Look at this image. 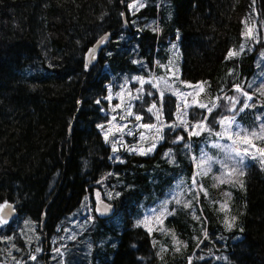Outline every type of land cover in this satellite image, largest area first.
Here are the masks:
<instances>
[{
  "label": "trees",
  "instance_id": "obj_1",
  "mask_svg": "<svg viewBox=\"0 0 264 264\" xmlns=\"http://www.w3.org/2000/svg\"><path fill=\"white\" fill-rule=\"evenodd\" d=\"M255 1L264 13V0ZM157 2L149 0L141 10L138 23L144 28L140 30L134 22H123L128 0H0V205L12 202L33 218L41 217L44 210L53 220L91 191V186L84 190L88 183L111 171L107 179L116 180L123 191L113 200L119 218L94 234L95 242H110L112 252L94 256L92 264H98L99 258L101 264L185 263L163 262L158 244L130 217L143 198L150 201L144 205L154 218L163 217L165 202L168 212L173 197L191 185L195 151L168 144L176 148L179 162L173 172L168 169L163 175L143 157L132 156L112 167L106 159L109 147L101 144L106 137L96 125L104 116L100 104L107 105L101 98L110 81L108 71L116 75L115 83L128 73L146 75L143 66L168 55V39L177 28L181 79L192 84L208 80L214 90H228L234 66L224 54L240 43L243 17L251 6V0H169L162 9ZM155 23L157 29L145 27ZM107 32L88 65L87 50ZM251 63L249 59L242 69L252 68ZM114 168L120 171L113 172ZM161 178L169 181L160 186ZM244 185L233 200L235 213L222 212L224 219L236 218L233 231L241 228V237L232 242L228 234V256L220 264H264V170L247 165ZM195 204L191 197L186 209L168 218L179 235L190 226L200 234L204 220L194 222ZM205 217L213 236L221 230L220 215L210 209ZM118 219L122 226L117 235Z\"/></svg>",
  "mask_w": 264,
  "mask_h": 264
},
{
  "label": "rangeland",
  "instance_id": "obj_2",
  "mask_svg": "<svg viewBox=\"0 0 264 264\" xmlns=\"http://www.w3.org/2000/svg\"><path fill=\"white\" fill-rule=\"evenodd\" d=\"M128 1L127 13L124 15L128 22H134L135 28L141 30L144 27L138 23L139 15L149 5V0ZM168 1L158 0L156 5L163 9V3L169 4ZM168 18L173 20V12ZM157 24H148L145 27L157 29ZM161 29L162 27L160 31ZM173 35V38L168 39V55L164 58L161 56L163 59L158 62L155 60L150 67L143 66L147 69L146 75L128 73L126 79L115 83L116 75L108 71L110 81L107 83L106 94L101 98L107 105L105 107L103 103L100 104L104 116L96 123L97 131L106 137L101 144L105 142L109 147L106 159L111 162L112 167L117 163H125L132 156L143 157L151 161L152 168L163 175L168 169L173 172L179 162L176 148L168 144L190 147L187 148L189 153L195 150L191 159V185L175 196L181 202L176 203L173 200L162 218H154L148 205H144L150 201L143 198L130 219L134 220L135 227L150 233L153 242L158 244L157 254L163 262H166L165 259H176L184 260L187 264H220L228 256V234L232 242L241 237V228L234 232L233 226L227 227L222 212L225 211L229 216L235 213L236 204H233V200L235 194L245 189L246 166L254 164L264 170V163L261 162L264 161V139L249 136L248 144L243 142V135L236 138L235 144L228 139V135L236 131H241L242 134L252 131L260 133L261 126L264 125V13L257 9L256 1L251 0L250 10L243 17L241 41L238 46L230 47L224 54V59L232 63L234 68L229 73L230 88L221 92L214 90L213 84L208 80L192 84L181 79L179 60L182 54L180 32L177 28ZM230 51L237 54L229 56ZM249 59L252 68L242 69L241 65ZM104 70L107 71L106 67ZM197 102L209 107L213 104L216 106L209 113L206 108L197 106ZM150 108L152 111H149ZM137 116L141 119H136ZM232 117H235V122L231 132L224 137L215 135L224 131L220 121ZM201 122L206 129H211L212 134L205 130L200 135H190L194 126ZM217 144L224 150L215 147ZM233 147L240 150V155L231 151ZM245 148L248 149L247 153L244 152ZM206 156H211L213 162L211 170L205 175L204 169L198 165ZM163 163L167 165L165 168ZM119 171L120 169H113V172ZM110 173L111 171L91 184L99 188L108 204L113 203L123 193L116 180L107 179ZM228 173L231 175L228 176ZM193 177L196 178V184L192 182ZM204 180L206 184L203 183ZM220 180L226 182L221 183ZM164 181L167 183L169 180L161 178L158 185L163 186ZM135 184L132 183L131 191ZM91 185L88 183L84 190ZM191 197L196 201L194 222L203 219L204 223L200 224L199 235L196 226L193 229L190 226L187 233L179 235L171 224L168 225V218L178 209H186L190 205ZM225 203L227 208L222 211L220 205ZM210 209L220 215L219 228L222 230H218L213 236L208 230L205 217ZM118 211L116 204L110 216L102 215L98 208L95 210L92 187L91 191L88 190L86 199L80 197L73 208H68L53 220L42 216V212V217L33 218L24 210L19 212L12 205L8 208L0 205V264H92L94 256H108L112 252L111 243L95 242L94 234L104 230V226L111 227L112 220L119 218ZM43 212L45 215L46 211ZM121 226V220L118 219L115 226L117 235ZM81 231L85 232L81 234ZM185 235H188L187 238ZM108 239L111 241V238ZM169 240L170 242H166ZM117 242L118 239L113 240L115 247ZM171 250H176L178 254L171 257ZM98 264H101L100 258Z\"/></svg>",
  "mask_w": 264,
  "mask_h": 264
},
{
  "label": "snow or ice",
  "instance_id": "obj_3",
  "mask_svg": "<svg viewBox=\"0 0 264 264\" xmlns=\"http://www.w3.org/2000/svg\"><path fill=\"white\" fill-rule=\"evenodd\" d=\"M235 54H237V53H234V52H231V51L229 52V56H232V55H235ZM141 83H143V81H141ZM237 90L238 91L240 90L238 86H237ZM197 106L202 107V108H206L207 111L209 113H211L212 108L215 107L216 105L213 104L212 107H209L207 104H203V103L197 102ZM153 107H155V105H153ZM245 107H247V105H245ZM240 110L242 111L243 109H240ZM149 111H152V109L150 108ZM136 119L139 120V119H141V117L137 116ZM234 122H235V117H232L230 119L229 118L222 119L220 121V124L223 127L224 131L223 132H217V133H215V135L220 136V137H224L226 134L230 133L231 132V129L233 127ZM145 127H148V126L145 125ZM238 127L239 126L237 125V128ZM205 130L209 131V133L212 134L211 133V129H206L204 123L201 122V123H199V124H197V125L194 126L193 130L190 132V135H200ZM242 135H243V142L245 144L250 143V141L248 140V137L249 136L256 137V138H259V139H264V125L261 126L260 133H257L255 131H252V132H246V133H243L242 134L241 131H236L235 133H232V134L228 135V139L233 140V144H235L236 143V138H240V137H242ZM215 147L220 148L222 151L224 150V148L221 145H219V144L215 145ZM253 147H254V145H253ZM114 151H115V148H114ZM231 151L232 152H235L237 155H240V150L237 149V148H235V147H233L231 149ZM247 151H248V149L245 148L244 149V152L247 153ZM212 162H213V158L211 156H206L205 158L202 159L201 164L198 165V167H202L204 169L203 174L206 175L207 172L211 170V164H212ZM215 162L216 163H222L220 161H215ZM261 162L264 163V161H261ZM200 174L201 173H197V175H200ZM240 174L243 175V173H240ZM230 175H231V173H228V176H230ZM192 182H193V184H196L197 183L195 177H193V181ZM220 182L221 183H224L226 181L225 180H220ZM241 186H242V184H241ZM206 194L207 193L205 192V195ZM173 199L175 200L176 203H180L181 202L176 197H173ZM167 203L168 202H165V204L163 205L162 210L160 211V216H164L165 213H167ZM185 206H188V205L186 204ZM220 208H221L222 211L225 210L227 208V204L226 203L225 204H221L220 205ZM235 219H236L235 217H232L231 218V221H229L227 219V217H226L225 218V224H226V226L229 227V228H231L233 226V223H234ZM177 251H179V249H177Z\"/></svg>",
  "mask_w": 264,
  "mask_h": 264
},
{
  "label": "water",
  "instance_id": "obj_4",
  "mask_svg": "<svg viewBox=\"0 0 264 264\" xmlns=\"http://www.w3.org/2000/svg\"><path fill=\"white\" fill-rule=\"evenodd\" d=\"M109 36V33H105L103 36H101L94 44L93 46L89 49V51L86 54V60L88 63H90L91 56L93 53L98 49L100 43L104 38H107ZM69 133L71 132V129L69 128ZM95 198H96V207L98 208L99 212L102 213L104 216H110L113 213L114 206L111 204H108L106 201L102 199L101 193L97 191L95 193ZM6 208L10 207L11 204H6ZM106 209V210H105Z\"/></svg>",
  "mask_w": 264,
  "mask_h": 264
}]
</instances>
